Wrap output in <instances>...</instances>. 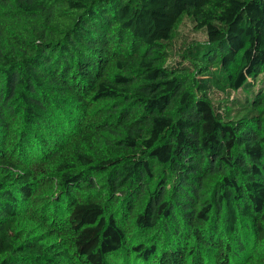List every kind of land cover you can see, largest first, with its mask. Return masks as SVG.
Masks as SVG:
<instances>
[{
    "label": "trees",
    "instance_id": "obj_1",
    "mask_svg": "<svg viewBox=\"0 0 264 264\" xmlns=\"http://www.w3.org/2000/svg\"><path fill=\"white\" fill-rule=\"evenodd\" d=\"M121 260L264 264V0H0V264Z\"/></svg>",
    "mask_w": 264,
    "mask_h": 264
},
{
    "label": "rangeland",
    "instance_id": "obj_2",
    "mask_svg": "<svg viewBox=\"0 0 264 264\" xmlns=\"http://www.w3.org/2000/svg\"><path fill=\"white\" fill-rule=\"evenodd\" d=\"M190 33L192 34V37H194V35H195L197 38H199V39L203 37L202 34L199 33V32H197V33L191 32V24L187 23L186 27L184 28V34L189 35ZM119 262H120V261H119ZM121 263H123L122 260H121L120 264H121Z\"/></svg>",
    "mask_w": 264,
    "mask_h": 264
}]
</instances>
